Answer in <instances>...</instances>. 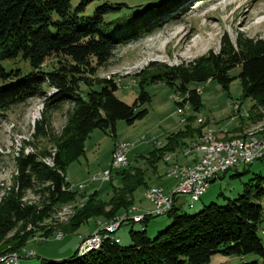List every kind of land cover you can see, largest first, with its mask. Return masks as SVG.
<instances>
[{"label":"trees","instance_id":"16d2710c","mask_svg":"<svg viewBox=\"0 0 264 264\" xmlns=\"http://www.w3.org/2000/svg\"><path fill=\"white\" fill-rule=\"evenodd\" d=\"M93 1L79 0L71 8L70 0H0V60L21 56L32 68L23 76L12 72L11 83L0 85V114L4 115L10 105L31 97L44 98L45 111L42 121L35 125V135H49L54 149L53 153H41L52 157L53 166L47 165L37 152H22L15 159L12 185L0 196V252L11 250L5 254L19 251L35 231H43L46 238L51 236L55 229L46 227L49 223L43 224L45 220L54 207L78 196L86 200L67 224L59 225L64 233L75 232L97 216L111 219L132 204L134 191L146 185L145 175L137 167L119 173L121 186L113 187L107 201L99 198L98 191L80 195L79 190L69 189L63 174L70 162L84 155L85 141L94 129L109 130L114 137L118 121L132 125L146 116L148 110L144 105L150 101V95L144 83L148 80L162 81L179 93L189 90L187 100L198 111L201 97L195 88H189L191 83L216 80L228 91L232 80L238 78L242 97L253 101L250 112L264 109V40L242 33L237 34L234 42L223 34L217 52L210 50L187 63L163 64L156 74L142 76L133 102H124L115 94L116 81L111 77H96L97 69L108 62L117 45L140 38L145 28H151L148 23L161 21L157 18L160 13L172 9L170 4L179 0H161L142 20L129 24L117 23V19L104 21L105 14L119 10L125 3L102 2L91 15H83ZM235 68L239 71L230 76L229 72ZM9 74L0 64V77ZM82 85L87 87L84 93ZM48 88L52 91H47ZM65 102L72 104L65 123L58 133H49L46 113ZM195 119V116L187 117L184 126L170 133L162 147L149 152L150 166L164 152L183 148L185 139L201 134L205 123L196 125ZM28 190L37 198L26 200ZM222 197L224 204L209 202L194 213L174 207L167 214L169 225L153 237L148 236L142 225L141 229H129L128 245L106 237L94 249L81 253L76 248L69 257L39 258L35 264H209L216 254H256L259 260L239 264H264V245L258 236L264 176L254 173L242 184L238 196ZM12 230L15 237L6 244L5 237Z\"/></svg>","mask_w":264,"mask_h":264},{"label":"rangeland","instance_id":"374dc122","mask_svg":"<svg viewBox=\"0 0 264 264\" xmlns=\"http://www.w3.org/2000/svg\"><path fill=\"white\" fill-rule=\"evenodd\" d=\"M78 1L70 0L71 8H74L78 4ZM160 1L95 0L86 7L83 15H91L95 7L102 2L125 3L126 6H122L119 10L105 14L104 21L117 19V23L129 24L136 20H142ZM170 5L173 6L174 10L172 8L162 11L157 17L161 21L148 23V27L152 29L145 28L142 31L144 34L137 40L117 45L108 62L104 66L99 67L95 73L96 77L113 78L118 85V89L115 91L116 96L126 103H132L138 94V84L142 76L147 77L156 74L163 64L171 66L187 63L200 55L206 54L210 50L217 52L220 47V38L223 34H226L233 42L238 33H242L246 37L262 38L264 40V0H179L175 4ZM156 23H159L158 27H155ZM0 64L10 73L6 77H0V85L11 83L13 78L12 72L23 76L32 70L29 61L21 56L0 60ZM238 71V68L232 69L229 75L234 76ZM197 87L201 89L200 93L197 94L201 95L203 102L199 110L195 111L187 100L189 90L179 93L162 81L151 82L148 80L144 83V89L150 95V101L144 105L148 110L146 116L140 120H136L132 125L126 124L123 120L118 121L114 137L109 130L94 129V132L90 133L89 139L90 143L96 144V148L92 150L95 153L92 156L91 149L88 150V155L90 156L89 162L82 155L68 164L69 167L65 175L63 174L64 180L69 183V178L71 182L68 188L76 191L79 190L78 193L80 195H88L96 189L99 193V198L102 201H107L113 194V187L121 186L119 173L124 169L134 168L133 166H139L137 168L146 176L145 180L151 182L148 176H151L152 171L148 159L145 160V157L150 149L158 145L147 142L138 144L129 152L128 158L130 163L128 165L130 166L127 165L124 168L114 170L108 180L102 181L100 179L104 168H110V148L114 140H119L120 143H133L134 145L141 140L152 141L153 138L156 139V143L157 141L163 142L167 135L176 132L184 126L183 124L186 123L187 116H195L196 123H205V126L200 132L201 135L193 139H185V147L167 151L169 153H163L162 160H166L165 163L167 165L164 174L175 182L172 188L176 185L177 179H174L168 170L173 165L179 168L189 164L188 162L175 160L177 154H181L183 157L195 156V154L191 153H199L201 151L199 146L205 141H207L206 143H212L214 140L224 141L225 139H235V137L240 139H251L252 137L258 139L261 137V140L264 137V109H260L259 112H250L251 107L248 104L251 99L242 97L241 84L238 78L232 80L228 91L223 90L216 80L211 79L205 82L191 83L189 86V88L195 89ZM50 90L52 91V88L47 89V91ZM86 90L87 87L82 85V93ZM180 99H182L181 104H177V102H180ZM71 107V103L65 102L57 109L46 113V126L49 128V133L54 134L60 131L65 123L67 112ZM237 107L239 110L237 112L239 115L241 114V117L236 114ZM178 108H182V111L178 112ZM44 111V98L36 96L29 98L26 102L12 104L4 112V115L0 114V196L12 185V177L16 171V152L19 149L23 153L25 150L37 152L40 154L41 159L47 158V154L41 155L42 152H54L53 142L49 135H35V125L42 121ZM203 117L209 118L211 125H208ZM244 119L246 122L241 124ZM214 130H219L216 132L220 135ZM210 135L212 138H210ZM213 135L216 139L219 138V140L214 139ZM248 143L245 142V144ZM159 164L160 167L161 163ZM193 166L194 161L192 163ZM235 173L239 174L232 176ZM254 173L264 176V161L258 160L252 164H241L230 168L221 178L217 177L214 179L215 181L210 182L201 198L204 199L213 194V200L209 202L224 204L225 200L222 195L231 198L238 196L242 191V184L251 179ZM96 176H98L97 179ZM152 186L155 187L157 184L148 187L146 185L139 186L132 195V204L127 208L119 210L111 219L102 216L91 218L73 233H64L59 228V225L67 224L74 215L63 219L58 213H67L71 210L72 213L76 212L74 209L77 210L85 202L86 198L78 196L73 201L57 205L44 223H49L46 227L55 229L53 234L46 238L43 231H35L24 247H21L18 252L13 251L12 254L18 253L22 255L21 250L35 251V255L32 257L28 259L21 258L19 264H35L39 258L56 260L69 257L76 250L79 237L91 234L83 235L81 234L82 232L91 231L96 228L92 232L94 233L102 227H109L114 223L113 220L123 214L127 216L130 211L135 214L151 210L153 205L146 198L145 195L147 193L145 194V192H147V189H151ZM143 197L151 203V209L145 210L134 204V200L144 199ZM36 198L37 196L33 191H27L25 195L26 200ZM179 201V203L183 202ZM209 202L206 204H209ZM260 202L263 211L258 236L264 245V198ZM183 204L185 206H177H180L186 212L194 213L199 210L196 201L192 207H189L188 203ZM56 211L59 212L57 213ZM148 220L150 223L147 234L150 237H153L158 230L165 228L170 223V218L166 214L149 217L143 224L123 222V220L114 235L119 236L121 245H128L131 243L129 229H141L139 228L140 224L141 227L142 225L146 227L145 223ZM66 221L68 222L66 223ZM43 226L45 227V225ZM14 232L15 230H12L6 235L5 240H8L6 244L10 243L13 237H15ZM60 234H62V237ZM90 249L91 247H84L79 252L82 253ZM10 251L0 252V258ZM251 260H259V258L256 254L244 256H222L216 254L212 256L209 264H239Z\"/></svg>","mask_w":264,"mask_h":264},{"label":"built area","instance_id":"2783aa9c","mask_svg":"<svg viewBox=\"0 0 264 264\" xmlns=\"http://www.w3.org/2000/svg\"><path fill=\"white\" fill-rule=\"evenodd\" d=\"M237 111L238 107H237ZM239 115V113L237 112ZM235 118V117H234ZM245 142H253V150H244ZM133 143H119L116 141L113 148V158L110 168L104 169L101 180H108L112 171L126 166L129 152L133 149ZM209 147H204L199 153L195 154L194 160H200V167H192V162L184 167L174 168L172 177L176 179L177 170H184V179L177 180L176 185L167 191L165 187L147 189L146 198L152 203L153 208L145 213L128 214L117 219L110 227H102L91 233L89 236L79 237L77 249L91 247L96 244V240H103L105 237H118L114 235L119 225L123 222L141 223L152 216L168 214L177 205L189 203L192 206L194 200H199L208 188L211 181L220 177L232 167L241 164H252L255 161H264V137L261 140L242 139L241 145H231L229 147H218V155L214 158H206V151ZM98 176H96V179ZM81 191V189H80ZM186 196L187 200L179 203L180 197ZM58 213V211H56ZM72 210L67 213H58L63 219L71 216ZM144 227V226H143ZM60 238V237H57ZM35 255L34 250H25L20 257L6 256L0 264H19L21 258H29Z\"/></svg>","mask_w":264,"mask_h":264},{"label":"crops","instance_id":"0c3cea01","mask_svg":"<svg viewBox=\"0 0 264 264\" xmlns=\"http://www.w3.org/2000/svg\"><path fill=\"white\" fill-rule=\"evenodd\" d=\"M200 97H201V95H200ZM201 102H203V99L201 98ZM250 103L248 104L249 105V107H251L252 106V104H253V101H249ZM187 117H189V116H187ZM198 117H201V116H198ZM239 117H241V114L239 115ZM204 118V117H203ZM205 120H206V122H207V124L208 125H211V122H210V120H209V118H204ZM249 120H250V117H249ZM235 121V120H234ZM244 122H246V120L244 119V120H242V122H241V124L242 123H244ZM195 124H197L196 123V121L194 122ZM179 124H180V122H179ZM184 125V124H183ZM182 125V126H183ZM181 126V127H182ZM235 126V125H234ZM233 127V126H232ZM94 132V131H93ZM91 134H92V132H91ZM168 136V135H167ZM90 137L88 136V138L86 139V141H85V146H84V157H85V159H86V161L87 162H89V160H90V156L88 155V150L89 149H91V153H92V156L94 155V151H92L93 149H95L96 147H95V145L96 144H93V143H90V139H89ZM166 139H167V137H166ZM164 140L163 142H159V141H157V143L155 142L156 141V139L155 138H153L152 139V141L150 140V141H144V140H141V141H138V142H136L135 143V145H134V147L135 146H137L138 144H140V143H142V142H147V143H155L156 145H158V146H155L154 148H152V149H150L149 150V152L150 151H152L153 149H155V148H159V147H162L165 143H166V141L167 140ZM116 141H119V140H114V142H113V144H112V146H111V148H110V156L109 157H111V152H112V150H113V146H114V144H115V142ZM95 143V142H94ZM149 152L147 153V155H146V157H145V160L147 159V156H148V154H149ZM167 153H169V152H167ZM191 154H194V153H191ZM190 155V154H189ZM185 156H188V155H185ZM143 157V156H142ZM194 158H195V156H188V157H183L181 154H177V156L175 157V160H178V161H180V162H188V163H191V162H193L194 161ZM109 160H110V158H109ZM262 161V160H261ZM128 162L130 163V161H129V159H128ZM159 163H161V166L159 167ZM128 166H130V165H128ZM150 166V165H149ZM68 167H69V165L67 166V168H66V170L68 169ZM133 167H139V166H133ZM151 167V171H152V173H151V176H148L150 179H151V182H147L146 181V187H148V186H150V185H154V184H161V186H164L165 187V189H167V190H171V188H172V186L174 185V180H172L170 177H167L164 173H165V170H166V167H167V165H166V163H165V161L164 160H162V158L160 159V160H158L157 162H155L153 165H151L150 166ZM104 169H107V167H105ZM113 172V171H112ZM65 173H66V171H65ZM112 174V173H111ZM223 175H225V173H223L222 175H220V177L219 178H221ZM146 177V176H145ZM153 179V180H152ZM215 181V180H214ZM68 182L71 184V182H70V180H69V178H68ZM73 186V185H72ZM146 189V188H145ZM94 191H97L96 189L95 190H93L92 192H94ZM91 192V193H92ZM98 193V192H97ZM90 194V193H89ZM145 194H146V192H145ZM98 196H99V193H98ZM146 196V195H145ZM213 194L212 195H210V196H208V197H205L204 199L203 198H201L200 197V199L198 200V201H196V203L198 204V209H200V208H202L206 203H208L209 201H212L213 200ZM144 199H138V201H136V200H134V204H136L137 206H139L140 208H142V209H145V210H149V209H151L152 208V205H151V203L149 202V201H147L146 200V198L145 197H143ZM146 200V201H145ZM180 200L181 201H186L187 200V197L186 196H183V197H181L180 198ZM148 203V204H147ZM196 204V205H197ZM188 205H189V203H188ZM194 205V204H193ZM182 206H185V204H183ZM150 220V219H149ZM147 221L146 223H145V225H146V232H147V230H148V226H149V223H150V221ZM139 228H141V224H140V227ZM96 228H94V229H92L91 231H85V232H82L81 234H83V235H89L90 233H92L94 230H95ZM154 229V228H153ZM152 229V230H153ZM156 229H158L157 227H156ZM119 237V236H118ZM119 240H120V238H119ZM120 242V241H119ZM79 243V242H78ZM78 245V244H77Z\"/></svg>","mask_w":264,"mask_h":264},{"label":"bare ground","instance_id":"6f19581e","mask_svg":"<svg viewBox=\"0 0 264 264\" xmlns=\"http://www.w3.org/2000/svg\"><path fill=\"white\" fill-rule=\"evenodd\" d=\"M200 91H201V89H199L198 87L195 89V92L196 93H200ZM185 97V96H184ZM181 98V97H180ZM182 99H183V97H182ZM182 99H180L179 101L181 102L182 101ZM184 101V100H183ZM180 104V103H179ZM231 104V103H230ZM183 106V105H182ZM238 106V105H237ZM178 112H181L182 111V108H178V110H177ZM235 111V110H234ZM236 112H237V109H236ZM237 114V113H236ZM233 119V118H232ZM200 121H201V119H199ZM221 130V129H220ZM215 131V130H214ZM216 131H219V130H216ZM215 131V132H216ZM222 131H223V129H222ZM210 133H211V131H210ZM214 133V132H213ZM217 133V132H216ZM221 133V132H220ZM217 134H219V133H217ZM222 134V133H221ZM201 135V134H200ZM211 135H212V133H211ZM210 135V138H212V136ZM220 135V134H219ZM219 135H218V137H219ZM202 136H203V134H202ZM205 136H206V133H205ZM214 136V135H213ZM215 136H216V134H215ZM214 136V137H215ZM209 137V136H208ZM213 137V138H214ZM204 138V137H203ZM261 138V137H260ZM260 138H255V137H252L251 138V140H260ZM209 139V138H208ZM214 139H216V137L214 138ZM218 140H219V138H217ZM216 139V140H217ZM221 139V138H220ZM226 140V141H225ZM224 141L223 140H219V141H215L214 140V142H212V143H206L207 141H205V140H203V141H205V142H203V144H201L200 145V143H199V149L200 150H202L203 149V146L204 147H209V150L208 151H206V158H214L216 155H218V147H229V146H231L232 144L233 145H241L242 144V139H240V138H236L235 137V139L234 138H232V139H229V140H227V139H225ZM195 142V141H194ZM201 142V143H202ZM120 143V142H119ZM122 143H128V142H122ZM197 144V143H196ZM195 144V145H196ZM195 147V146H194ZM190 149V148H189ZM25 150V149H24ZM244 150H253V142H249L248 144H245L244 143ZM1 151V150H0ZM29 152V150H25L24 151V154H27ZM20 153H22L21 152V149H19V151L18 152H16V156L18 157V156H20L19 154ZM113 158V150H112V156H111V159ZM47 165H49V166H53L54 165V162H53V159H52V157H50V156H47V158L45 159V158H43L42 159ZM166 161V160H165ZM193 163V162H192ZM129 164V162H128V159H127V161H126V166ZM125 166V167H126ZM186 166V165H185ZM193 167H200V160L198 161L197 160V162H195V160H194V166ZM174 168H177L175 165H173V167H171L169 170H168V172H169V174L170 175H173L174 174ZM168 169V168H167ZM179 172V173H178ZM15 173H16V171H15ZM167 174V173H166ZM178 174V175H177ZM65 175V174H64ZM64 175H63V177H64ZM176 179L177 180H183L184 179V170H177V173H176ZM179 178V179H178ZM92 180H94V179H92ZM80 186V185H79ZM78 186V187H79ZM81 187V186H80ZM159 187H163V186H161V185H158L157 184V186H155V187H153L152 186V188L151 189H156V188H159ZM74 189V188H73ZM147 193V192H146ZM147 195V194H146ZM195 201H197V200H194V202ZM194 202H193V204H194ZM193 204H192V206H193ZM72 206H74V205H72ZM72 206H71V208H72ZM192 206H190V207H192ZM75 207V206H74ZM65 208V207H64ZM70 208V209H71ZM61 210V209H60ZM74 211H76V209H74ZM59 212V211H58ZM64 212H66V211H64ZM74 213L75 212H73L72 213V215H71V217L74 215ZM135 213V212H134ZM56 214V213H55ZM129 214H133V212H131L130 211V213ZM122 216H126L125 214H123V215H121V216H119V217H117L115 220H113V222L115 223L116 222V220L117 219H119V218H121ZM54 217V216H53ZM52 217V218H53ZM56 220V219H55ZM54 220V221H55ZM58 220V219H57ZM47 222V221H46ZM52 222V221H51ZM68 221H66V223H67ZM43 223V222H42ZM45 223V222H44ZM43 223V224H44ZM60 223V222H59ZM114 223H112L110 226H112ZM109 224V223H108ZM109 226V227H110ZM61 235V237H62V234H60ZM106 238V237H105ZM111 239H113V240H115L116 241V238L115 237H111ZM119 240V239H118ZM117 240V241H118ZM101 242H102V240H96V244H94L93 246H91V249L92 248H96V247H98L100 244H101ZM18 252V251H17ZM21 252L24 254L25 253V250H21ZM1 255V254H0ZM6 256H13V257H20V255L18 254V253H8V254H4L1 258H0V262H3V259H4V257H6Z\"/></svg>","mask_w":264,"mask_h":264}]
</instances>
